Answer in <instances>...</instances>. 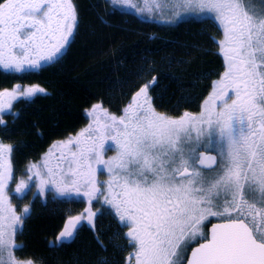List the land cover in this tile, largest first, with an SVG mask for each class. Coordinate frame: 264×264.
<instances>
[{
	"label": "snow or ice",
	"instance_id": "1",
	"mask_svg": "<svg viewBox=\"0 0 264 264\" xmlns=\"http://www.w3.org/2000/svg\"><path fill=\"white\" fill-rule=\"evenodd\" d=\"M145 5L149 12L170 8L176 17L209 14L222 30L225 70L199 114L158 113L148 92L153 79L119 117L94 105L93 123L30 164L28 179H37L41 194L51 187L87 197L91 222L92 201L101 193L97 172L106 171L104 203L128 227L134 248L128 264H264V0ZM76 25L73 0H0V68L21 73L55 60ZM44 91L38 85L0 91V112ZM108 150L116 154L105 159ZM11 152L0 143V264H22L13 255L24 217L10 198ZM28 187L20 180L14 192L22 196ZM84 218H69L58 240L71 238ZM210 218L219 222L206 232Z\"/></svg>",
	"mask_w": 264,
	"mask_h": 264
},
{
	"label": "trees",
	"instance_id": "2",
	"mask_svg": "<svg viewBox=\"0 0 264 264\" xmlns=\"http://www.w3.org/2000/svg\"><path fill=\"white\" fill-rule=\"evenodd\" d=\"M73 4L77 25L58 58L21 73L0 68V91L16 85L45 90L22 96L0 115V140L12 148L15 171L38 159L54 141L80 129L89 107L99 104L118 113L153 79L148 92L157 111L173 116L196 112L225 68L218 44L222 32L208 18L162 22L114 6L110 0H73ZM21 198L30 209L15 238L22 261H129L131 251L112 214L96 215L93 222L77 226L71 238L58 240L66 217L76 214L82 202L48 195L33 197L30 205L29 196Z\"/></svg>",
	"mask_w": 264,
	"mask_h": 264
},
{
	"label": "rangeland",
	"instance_id": "3",
	"mask_svg": "<svg viewBox=\"0 0 264 264\" xmlns=\"http://www.w3.org/2000/svg\"><path fill=\"white\" fill-rule=\"evenodd\" d=\"M110 1L114 4V6H118L120 8L125 9V10H130V11L136 13L137 15L143 17V18L154 19V20H158V21H162V22H175V21H178V20L183 19V18H208L210 21H213L218 26V24L216 23V21L214 20V18L211 15L204 14V13H199L198 11L184 12L179 17H176L175 15L172 14L170 8H165L163 13L160 12V11H158V10H153L152 12H149L147 10V6L145 5V0H131L130 3H125V2H123V0H110ZM156 2H159V3H162L163 4L165 2V0H156ZM253 2H258V0H253ZM133 4L136 5V7H133L132 6ZM152 4H153V0H149V6H151ZM74 32H75V28L73 30V34H74ZM221 32H222V30H221ZM73 34H72V36H73ZM71 37H69V40H70ZM222 39H223V34H222L221 40ZM63 51H64V49L62 50V52ZM223 61H224V57H223ZM46 63H49V62H42V64H46ZM224 66H225V61H224ZM224 70H225V68H224ZM224 70L222 71V73L220 74V76L218 78H216L215 81H217V80H219L221 78ZM14 87L15 86L9 88L8 90L11 91ZM21 88L22 89L23 88H26V86H21ZM211 92H212V89L210 90V92L203 99V101L201 103V106H200V108H199L198 111H196V112H188V113H191V114H199V112L201 111V108H202V105H203L205 99H207V97L211 94ZM21 97L22 96L18 97L17 99H19ZM17 99H15V100H17ZM15 100H13L11 102V105L14 103ZM131 101H132V98H131V100L128 101L127 105ZM127 105L125 107H127ZM93 106L92 107H89L86 110L87 122L80 129H78L72 135H69V136H66L65 138H62V139H59V140L54 141L47 148V150L45 152H43L39 156L38 159H36V160L28 163L27 165H25L24 167H22L19 171H15V169L13 167V180H12V182L9 185V193H10L11 202H12L13 206L15 207L16 212H17L18 215H22L23 217L25 216V214H23V211L21 213V206H23L22 208L24 209L26 207L25 205L27 203H26V201H25L24 198L22 199L21 196H18V195L15 194L14 189H15L16 184L20 180H25L26 182H28L29 187H28V189L25 190V193L24 194L26 195V197L29 196L28 203L30 205H31L30 200H32L33 197H37V196H39L41 199H45L46 196L50 195L52 197L53 196H57V197H61V198L75 199L76 201L79 200V201L82 202L83 205L81 204L80 209L78 207L79 210H77L76 214L74 213V214H72L70 216H67L66 217L67 219L66 218L65 219L68 221V219L71 218V217H76V216L83 215L85 218L82 219L81 221H83V222H89V219H87V213H85V209L86 208H89V204L87 202L88 201V198L87 197L83 196L82 194L81 195H76L75 193H71V194L63 195L62 196V195H59L58 193H56L53 189H51V187L46 188L45 191L43 192V194H41L40 191H39V188H38V181H37V179L34 176L32 177L31 180L28 179L29 176L32 175V173H30L28 171V167L32 163L40 164L42 162V159L45 156V154L48 153L49 149H51L54 144H58L60 142H66L69 138L75 137L81 130L85 129L86 127H88L89 124L93 123L94 117L91 116V115H89V113L93 109ZM101 108L104 109V110H106L103 107H101ZM124 108H122L118 113H111V112H108L107 110L106 111L110 115H115V116H118L119 117V116L123 115V109ZM8 109L9 108L6 107L3 112H0V115L2 113H4L6 110H8ZM157 112L158 113H161V114L168 115V116L173 117V118H178V117H180L183 114L182 113L180 115L173 116V115H169V114H166V113H163V112H160V111H157ZM101 119H103L102 114H101ZM0 143H3L4 145L10 146L9 144H7L6 142H3L2 140H0ZM72 147L74 148V145ZM115 154L116 153H115L114 150H108V151L105 152L104 158L105 159H108V158L114 156ZM55 155L56 156H59L60 155L59 151H56ZM10 159H11V157H10ZM53 162H55V159H53ZM107 179H108V174H107L106 171L103 172V173H101L99 171L97 172V180L100 181V184H98V187L101 188V193L102 194L101 193H98L97 194L98 198L97 199H94L92 201L91 210H92L93 213H95V215L91 218V222H93V220L96 217V215H100V216L109 215L110 216L112 214L115 217L117 224H121V226H120L121 227V233H122L121 236L122 235L124 236L123 239L125 241V244L127 245L128 249L132 253L134 251V248H133L132 245H130L128 243V237L126 236V233L129 231L128 227L119 220V217L116 215L115 209H113L110 205L104 203V195H106L107 192H106V186L103 184V182L106 181ZM31 194H32V196H31ZM20 201H22V202H20ZM213 220H218V219L217 218H210V221H213ZM207 223L208 222H206V225H207ZM20 227H21V225L18 226V229H20ZM206 227H205V231H206ZM15 238H16V235H15ZM15 245H16V243H15ZM192 246L193 245L189 246V251H190V248ZM17 249H18V247H14L13 248V255L15 256V258L18 261L22 262V264H23V262L29 261V260L22 261V259H20L19 256H18ZM32 264H37V263H35V262L32 261ZM126 264H128V262ZM132 264H134V260L132 261Z\"/></svg>",
	"mask_w": 264,
	"mask_h": 264
},
{
	"label": "flooded vegetation",
	"instance_id": "4",
	"mask_svg": "<svg viewBox=\"0 0 264 264\" xmlns=\"http://www.w3.org/2000/svg\"><path fill=\"white\" fill-rule=\"evenodd\" d=\"M214 221H219V220H213V221L208 222V223H207V227H206V232L208 231L209 224H211V223L214 222ZM89 223H91V222H83V221H81V222L78 224V226L81 225V227H82L83 224H89Z\"/></svg>",
	"mask_w": 264,
	"mask_h": 264
},
{
	"label": "water",
	"instance_id": "5",
	"mask_svg": "<svg viewBox=\"0 0 264 264\" xmlns=\"http://www.w3.org/2000/svg\"><path fill=\"white\" fill-rule=\"evenodd\" d=\"M219 221H216V222H212L211 224H213V223H218ZM211 224L209 225V228L211 227ZM209 228H208V230H209ZM190 252V251H189Z\"/></svg>",
	"mask_w": 264,
	"mask_h": 264
}]
</instances>
